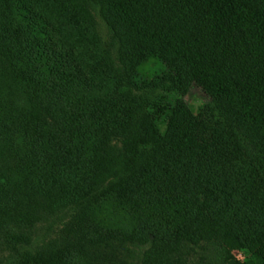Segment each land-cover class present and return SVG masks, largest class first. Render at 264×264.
<instances>
[{
    "label": "trees",
    "instance_id": "trees-1",
    "mask_svg": "<svg viewBox=\"0 0 264 264\" xmlns=\"http://www.w3.org/2000/svg\"><path fill=\"white\" fill-rule=\"evenodd\" d=\"M94 1L123 78L82 0H0V264H188L201 242L264 264V0ZM153 57L211 115L137 120L127 85ZM43 223L59 232L33 249Z\"/></svg>",
    "mask_w": 264,
    "mask_h": 264
},
{
    "label": "rangeland",
    "instance_id": "rangeland-1",
    "mask_svg": "<svg viewBox=\"0 0 264 264\" xmlns=\"http://www.w3.org/2000/svg\"><path fill=\"white\" fill-rule=\"evenodd\" d=\"M82 2L87 6L93 28L99 36V45L102 50L100 56L109 60L113 67L112 74H120L122 78L125 77V68L119 57L120 44L106 23L100 4L94 0H82ZM18 11L17 7L14 8V12ZM54 16L52 18L56 22L59 20L60 24L62 22L61 17L57 14ZM112 83L109 84L110 89L117 86V83L114 85ZM128 86L126 89L127 95L129 98H133V104L138 105L140 114L137 120L142 118L144 114H149L151 119L159 125L161 132H165L167 128L166 119L168 116H162V114L166 110L169 111L174 108L179 102L185 103L196 117L211 115L212 104L207 94L196 84L188 81L183 69L173 70L159 58L153 57L143 63L138 68L131 88ZM112 144L119 153L125 150V141L121 139ZM253 184H256V182H253ZM260 191L263 193L264 198V189L261 188ZM263 221V217H260L259 223L263 224ZM50 225L49 223L39 225L37 234H35L33 249L42 247L45 243L57 237L59 225L57 227L55 225L51 226V228ZM125 248L132 251L131 257L141 256L145 250V247L130 245H125ZM128 250L120 249V252L123 251L120 258L128 259L130 257L126 254ZM248 258V249L226 248L220 242H201L190 251L188 264H230V261L244 263Z\"/></svg>",
    "mask_w": 264,
    "mask_h": 264
}]
</instances>
